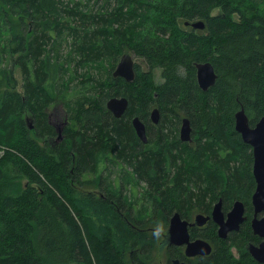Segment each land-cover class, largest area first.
<instances>
[{
	"label": "trees",
	"instance_id": "trees-1",
	"mask_svg": "<svg viewBox=\"0 0 264 264\" xmlns=\"http://www.w3.org/2000/svg\"><path fill=\"white\" fill-rule=\"evenodd\" d=\"M125 52L145 65L135 62L131 82L113 76ZM206 61L217 79L204 90L196 66ZM121 96L129 104L116 117L106 104ZM59 99L60 139L48 112ZM241 108L252 126L264 115V0H0V264H262L231 252L243 236L246 248L261 240ZM184 117L191 142L180 139ZM220 198L224 210L245 203L239 231L191 229L213 245L204 257L169 245L174 212L210 214Z\"/></svg>",
	"mask_w": 264,
	"mask_h": 264
},
{
	"label": "water",
	"instance_id": "water-1",
	"mask_svg": "<svg viewBox=\"0 0 264 264\" xmlns=\"http://www.w3.org/2000/svg\"><path fill=\"white\" fill-rule=\"evenodd\" d=\"M186 25H189V22H186ZM190 25L195 29L205 28L203 20L194 21ZM196 67L198 84L202 89H208L217 79L213 64L210 61H206L197 64ZM113 76L121 77L128 82L135 79V60L132 53L125 52L121 55L118 64L113 70ZM128 104V98L121 96L110 98L106 105L116 117H120L126 111ZM151 119L155 124L159 122L158 108L153 109ZM132 123L138 137L144 143H147L148 137L145 123L138 116L133 118ZM29 128H33L32 123H29ZM235 129L240 133L243 141L252 147V171L256 181V187L251 196L253 216L250 224L253 234L261 238V240L258 243L249 242L247 249L255 260L264 264V115L252 126L245 109L241 108L235 114ZM61 131L60 128L58 139L62 137ZM179 134L180 139L183 141L191 142L193 140L192 125L188 117L182 119ZM210 220L217 224L218 236L227 238L229 232L240 229V226L247 220V209L243 201L237 200L234 202L232 209L225 213L222 209V199H220L214 205L210 214L199 213L195 216L194 222L185 219L180 212H174L169 219L167 228L169 244L184 247L185 254L188 257L210 255L213 251V245L203 238L192 239L189 230L194 225L205 226ZM174 262L175 264H189L180 259H175Z\"/></svg>",
	"mask_w": 264,
	"mask_h": 264
},
{
	"label": "rangeland",
	"instance_id": "rangeland-1",
	"mask_svg": "<svg viewBox=\"0 0 264 264\" xmlns=\"http://www.w3.org/2000/svg\"><path fill=\"white\" fill-rule=\"evenodd\" d=\"M153 36H157V34L155 35L153 33ZM63 48L65 49L66 46L64 45ZM132 54H133V57H134L135 62H140V64L142 65V67H145L144 62H142V61H140L138 59L137 54H135L133 52H132ZM103 66H104V63H103ZM105 66H106V69H107L108 64H105ZM16 77L18 78L19 81H21V71H20L19 68H16ZM157 77L160 80L159 71L157 72ZM71 80H72V78H71ZM70 96H72V94ZM48 112H49V121H50V123L56 128V130L58 132H59V129L60 128H61V130H63V127L67 124V115H66V111H65V108L63 106V103H62L61 99L57 100L53 105H51L49 107V109H48ZM28 118H29V121H28ZM25 120H26V123H27V127L30 130L29 136L32 137V138H35V140L38 143H40V145H42L44 143V141L41 140V139H39V137H37L36 134H35V132L33 131V129H34V123H33L32 118L29 117V116H26L25 117ZM29 123H32L33 124V128L32 129L29 128ZM61 133H62V131H61ZM56 141H57V139H56ZM4 153H5V148L4 147H2V148L0 147V156L3 155ZM20 183L24 187V186H27L28 181H27V179L23 178V179L20 180ZM199 213H202V212H195V214L193 215L192 219L197 214H199ZM207 228H208V226H206L205 229H207ZM210 230H211V228L209 227L208 230H206V232H209ZM240 239L242 240L243 247L238 248V246L235 245L231 249L232 254L235 257H237V258L239 257V255H241V253L243 252V250H247V248L244 247V242L243 241L244 240H247L248 239V236H243ZM239 243H240V241H239ZM166 257H167V255H166ZM166 257L164 259V263L166 262ZM129 264H135V262L134 261H131V262H129Z\"/></svg>",
	"mask_w": 264,
	"mask_h": 264
},
{
	"label": "flooded vegetation",
	"instance_id": "flooded-vegetation-1",
	"mask_svg": "<svg viewBox=\"0 0 264 264\" xmlns=\"http://www.w3.org/2000/svg\"><path fill=\"white\" fill-rule=\"evenodd\" d=\"M253 168V167H252ZM221 199V198H220ZM237 201V200H236ZM244 203V202H243ZM233 204L234 203H232V205H231V208H229L228 210H224L223 209V204H222V209H223V211L225 212V213H227L229 210H231L232 209V207H233ZM245 204V203H244ZM245 207H246V205H245ZM185 219H187V220H189L190 222H194L195 221V217L192 219V218H185ZM247 219H248V216H247ZM211 221V222H210ZM210 221H208V223L207 224H205V226H198V225H194V226H192V227H190L189 228V230L191 231V229H199V230H201V229H205L206 228V226H208V227H213L210 223H213V225L216 227V232L218 231L217 229H218V226H217V224L215 223V222H213L212 220H210ZM245 221H247V220H245ZM244 221V222H245ZM242 226V225H241ZM241 226H240V228H241ZM214 228V227H213ZM237 231H239V229L238 230H232L231 232H229V235L230 234H232L233 232H237ZM190 234H191V232H190ZM217 235H218V233H217ZM228 235V236H229ZM219 237V236H218ZM191 238L192 239H195V238H203V239H205V240H207V241H209L208 239H206L205 237H203L202 235H199V236H196V237H192L191 236ZM210 242V241H209ZM170 245V244H169ZM172 246V245H171ZM173 246H175V245H173ZM183 249V252H184V254H185V250H184V247L182 248ZM185 257L186 258H198V257H200V256H195V257H188L186 254H185ZM175 259H180V260H183V259H181V258H179V257H176V258H173L172 259V263L173 264H175V262H174V260ZM167 261V260H166ZM183 261H185V260H183ZM162 262H164V258H163V261ZM185 262H187V261H185ZM188 263V262H187ZM163 264V263H162ZM190 264V263H189Z\"/></svg>",
	"mask_w": 264,
	"mask_h": 264
},
{
	"label": "bare ground",
	"instance_id": "bare-ground-1",
	"mask_svg": "<svg viewBox=\"0 0 264 264\" xmlns=\"http://www.w3.org/2000/svg\"><path fill=\"white\" fill-rule=\"evenodd\" d=\"M61 125V124H60Z\"/></svg>",
	"mask_w": 264,
	"mask_h": 264
}]
</instances>
